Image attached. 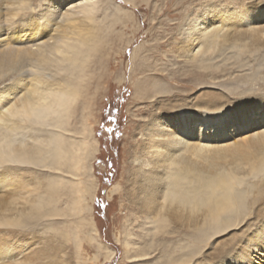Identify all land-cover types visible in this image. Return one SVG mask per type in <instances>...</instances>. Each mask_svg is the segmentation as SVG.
<instances>
[{
	"label": "rangeland",
	"instance_id": "rangeland-1",
	"mask_svg": "<svg viewBox=\"0 0 264 264\" xmlns=\"http://www.w3.org/2000/svg\"><path fill=\"white\" fill-rule=\"evenodd\" d=\"M234 3L57 0L51 31L37 38L8 26L20 27L30 16L44 21L41 0H33L31 12L0 6V24L8 29L0 50L47 42L58 48L66 41L80 53L64 66H81L79 76L56 63L41 69L28 62L19 71L28 78L49 75L55 88L68 84L73 99L68 112L61 109L45 123L0 122L6 131L0 133V264H223L253 246L263 256L250 258L264 264V133L253 135L258 118L244 127L226 125L225 142L212 138L230 144L221 154L175 148L167 161L164 144L155 151L156 124L169 126L177 108L196 124L204 111L218 112L214 118L249 106L264 110V16L245 20ZM12 9L18 15L8 14ZM78 36L85 45L73 39ZM61 56L54 51L52 58ZM19 72L0 74V87L24 78ZM13 123L17 130L8 129ZM61 136L66 158L53 165L44 154L48 165L20 161L18 155L53 147ZM85 137L97 144L91 156ZM179 157L195 170L185 176ZM85 180L93 182L92 191ZM227 192L234 198L231 211L210 219L209 227L196 226L202 205ZM191 200L196 213L183 209Z\"/></svg>",
	"mask_w": 264,
	"mask_h": 264
},
{
	"label": "bare ground",
	"instance_id": "bare-ground-1",
	"mask_svg": "<svg viewBox=\"0 0 264 264\" xmlns=\"http://www.w3.org/2000/svg\"><path fill=\"white\" fill-rule=\"evenodd\" d=\"M5 2H8L14 7L16 6L23 10L22 5L24 4L25 0H0V6ZM85 11L87 12L89 16L93 13V10L91 8H84V12ZM8 14L14 15V16L18 15L17 12H15V10L13 11L8 10ZM70 15H73V14H67V17L69 20L71 18ZM244 15H245V18L243 19L245 20L253 19L257 21L256 20L257 18L264 16V12L244 13ZM56 18H57L56 16L50 13H44L43 18H42L44 21H41L38 18L33 16L32 18L27 20L28 22H25L20 27H16V26L11 27L10 25L8 27H10V30L12 28L13 29L12 31H14L16 28H19L18 31L22 29H25V30L29 29L30 33L28 32L25 33L26 38L27 36H29L30 38L32 36L37 38V37H42L43 35L49 32V26H51L52 21L55 20ZM59 19L64 21L66 20V17L59 18ZM0 26L2 25L0 24ZM73 39L75 41H78L79 44L85 45V42L81 40L82 39L81 36H78V38H73ZM59 46L60 47L58 48L56 47L54 48V44L50 42H47L45 44H39L37 48H33V46L18 47L14 45H8L7 47L0 50V74L4 75L5 73H8V72H12V73L16 71L19 72L24 67H26L29 62L30 65H35L37 68H41V69H45L50 66L52 67V65L56 63L57 64L56 66L58 67L59 70L61 71L70 70L73 74L79 76V73H75V71L81 69V66L79 65L78 66H73V65L64 66L63 63L66 61H72V60L77 62L79 58L78 57L74 58V55L78 56L80 52L78 51V49L77 51L75 50L70 51L74 47V45H70L66 41L63 43V45L60 44ZM54 51L60 52V54L62 55L61 58H57V60L56 59L54 60L52 58V55H54ZM65 55H66V58L63 57ZM20 75L23 76L24 78L26 76L22 72L20 73ZM21 79L23 78H18L14 80L12 84L8 86H14L16 82ZM26 83H27V87L23 89L24 91V92L22 91L23 94H20L19 96L17 95L14 99L13 105H10L6 110L2 111V113L0 114V122L9 123L10 121H12L15 123L17 121L18 123L19 120L20 122L22 121L26 122V119L29 121L32 120V122L33 121H43L44 122L46 121L48 116L51 114H58L59 116H61L62 115L61 109H63V111L68 112L72 104L71 101L73 99V96L68 91V89H70V88H67V87H70V86H67L68 84H66V88H65L63 86L64 84H62L63 82H60L59 84L60 86L55 88L52 86L53 82H51V78L49 77V75L47 77L46 76L44 77V75L40 73L32 75L31 78L27 77ZM4 95H8V93H4ZM181 109L182 108H177L176 110L178 111L174 110L175 114L173 115L174 117L170 119L171 124L169 126L162 123V120L156 124L157 135H156L155 141L159 142L160 144H158V146H155L157 147L155 151L159 152V146L164 144L166 149H164L163 156L168 157L167 161L171 159L170 158L172 157L171 152L175 148H178L177 150H181L184 152L187 151L191 154H195V156H201L202 154H204V151L211 152V153L212 151H216L217 154L220 153L221 152L220 149H223L224 147L230 144L220 145V142L219 144L211 142L213 140L212 138L217 140L218 136H220L219 141L225 142L224 140L226 138V135L229 129V126H226V125L231 124L233 121L240 122V124H242L244 127L245 123L257 117L258 120L256 121L257 124L253 129L255 131L253 135H259V134L264 133V110L257 109L256 106H249L246 108V110H241V111L225 112L223 113L224 115L222 117L216 116L214 118H211L209 116H215L217 115L218 112L209 113V112L204 111L205 113L202 114L201 117H199L200 120L197 124L188 122L192 120V118L191 117L188 118L187 116H184V113L186 112V110H181ZM18 118L20 119L16 120ZM218 118L221 120H218ZM14 123L13 125H10L11 127L8 126L9 128L8 127L6 128L10 130L11 129L17 130L18 127L17 125H14ZM63 124L61 123L62 127H63ZM55 125L58 126L56 123ZM170 126H174V128L172 129ZM0 128H2L1 124H0ZM237 130L238 132H240L242 129L238 128ZM0 133H6V131L0 129ZM191 139H193V141H189ZM53 141H54L53 147L52 145H50L51 142L50 144L48 143V146L50 147V149L49 147H45L43 150L33 153L32 156H28V157L26 156L23 157L21 155H18V157L22 159L20 161L27 162V163H30L31 161V163H35L38 165L40 163L48 165L46 163L47 160L44 157L46 156L51 159V162L49 164L53 165L55 159L57 162L60 159L66 158L69 152L67 148L63 146L62 136L60 138L54 137ZM83 145L88 150L87 153L88 152L90 153L88 156L93 155L94 151H96L97 144L95 145L93 141L91 142L88 137H85L83 141ZM9 148L14 153L11 152V154L8 153L7 155L14 158V154L16 151L12 150L11 147ZM198 151H203V153L198 152ZM39 154L40 155L44 154V156L42 157ZM211 156H213V154ZM4 157L5 156H3L2 158L6 159ZM181 158L183 157H179L178 160L180 163H183L186 166V169H185L186 171L184 172V175L187 176V172L195 170V167L197 166L196 164L190 162V160L189 162L187 160L181 161L180 160ZM204 158H208V157L206 156ZM11 161L16 162L17 160H11ZM77 162L78 164L80 163V160L78 158H77ZM197 172H200V171H197ZM195 179L197 180V182L200 183V179L198 176H195ZM83 183L88 184V185L89 183L93 184V182L92 181L89 182V180H85V182ZM224 185H225L224 187L228 190L229 189L228 182H224ZM90 186L91 185H89L87 188L88 190L92 191ZM203 186L206 188L209 187L206 182L203 183ZM154 187H155L154 185L149 186L151 190ZM226 194L230 195V193L228 192ZM233 205H234V198L231 195L230 196L225 195L223 197H218L214 199L213 203L210 204V207L207 206V204H203L202 210L205 209V211L201 215V220H199L196 226L198 225V226L203 227L205 224V225H208L207 227H209L208 223H210L211 220H217L218 216L221 213L230 212L231 207H233ZM183 209H186L187 212H192V213H196L199 210L193 207V200L185 201L183 204ZM162 222H163V219L161 223ZM206 229H209V228H206ZM248 251L249 252L245 253V256H242V253L240 254L239 252H237V255L235 256L232 255L231 257H229V259H226L225 260L226 263H223V264H260V263H256V261L254 262L252 260L253 258H250V257L263 256L261 252L255 254V251L259 252V249L253 246ZM253 254L255 255L253 256Z\"/></svg>",
	"mask_w": 264,
	"mask_h": 264
},
{
	"label": "snow or ice",
	"instance_id": "snow-or-ice-1",
	"mask_svg": "<svg viewBox=\"0 0 264 264\" xmlns=\"http://www.w3.org/2000/svg\"><path fill=\"white\" fill-rule=\"evenodd\" d=\"M41 5L40 14L50 13L54 16L59 15V11L57 10V0H41ZM33 6V0H25L22 5V7L28 12H31ZM63 7L64 5H59L60 10H62ZM233 9H240L241 12L244 13L264 12V0H235ZM28 18L32 17L30 16ZM49 31H51V26H49ZM7 34L8 29L0 26V41H3ZM2 46L3 45L0 44V47ZM26 81L27 77L17 81L14 86L4 85L3 87H0V111H4L10 105H13L15 97L19 95L20 91H23V89L27 87ZM4 93H8V95H4ZM4 188L3 173H0V192H3ZM215 242L218 243V240Z\"/></svg>",
	"mask_w": 264,
	"mask_h": 264
}]
</instances>
